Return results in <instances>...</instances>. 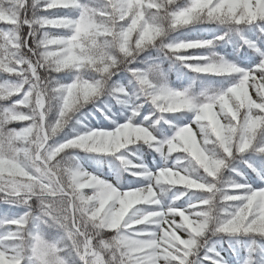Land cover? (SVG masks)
Here are the masks:
<instances>
[{
	"label": "snow or ice",
	"instance_id": "1",
	"mask_svg": "<svg viewBox=\"0 0 264 264\" xmlns=\"http://www.w3.org/2000/svg\"><path fill=\"white\" fill-rule=\"evenodd\" d=\"M0 206V264H264V0H0Z\"/></svg>",
	"mask_w": 264,
	"mask_h": 264
},
{
	"label": "trees",
	"instance_id": "2",
	"mask_svg": "<svg viewBox=\"0 0 264 264\" xmlns=\"http://www.w3.org/2000/svg\"><path fill=\"white\" fill-rule=\"evenodd\" d=\"M2 209H3V206H0V210H2ZM217 239H218V237H216V236H213V237H212V240H213V241H216Z\"/></svg>",
	"mask_w": 264,
	"mask_h": 264
}]
</instances>
